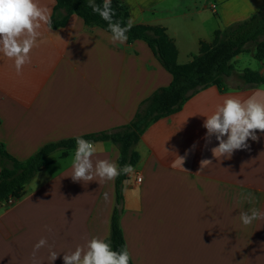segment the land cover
<instances>
[{
  "label": "crops",
  "instance_id": "crops-1",
  "mask_svg": "<svg viewBox=\"0 0 264 264\" xmlns=\"http://www.w3.org/2000/svg\"><path fill=\"white\" fill-rule=\"evenodd\" d=\"M120 1L132 26L166 28L180 64L199 52L201 42L212 43L217 30L264 8V0ZM39 3L52 17L56 0ZM42 40L21 75L0 55V142L20 161L48 142L128 124L145 98L172 81L145 41L113 43L110 33L88 27L76 14L62 27L42 29ZM243 54L234 65L244 61ZM256 61L252 70L264 76V59ZM240 72L235 70L226 88L194 94L141 136L121 215L133 264H264V219L245 226L239 218L253 208L264 211V133L257 130L259 140L249 139V148L235 150L231 158H215L211 149L218 141L212 136L208 142L203 127L205 116L226 97L254 95L264 102V85L243 84ZM94 144V161L118 164L115 144ZM74 152L49 155L11 202L0 203V264H33V246L41 238L60 253L53 264H64L63 253L109 236L116 179L73 182ZM176 156L184 157L183 165ZM204 159L212 163L200 169ZM138 175L144 176L141 183ZM48 255L49 247L41 248L37 264H49Z\"/></svg>",
  "mask_w": 264,
  "mask_h": 264
},
{
  "label": "trees",
  "instance_id": "trees-1",
  "mask_svg": "<svg viewBox=\"0 0 264 264\" xmlns=\"http://www.w3.org/2000/svg\"><path fill=\"white\" fill-rule=\"evenodd\" d=\"M95 2L102 5L103 0ZM87 5L88 0H56L51 28L66 25L69 17L76 14L88 27H100L112 35L108 30V23ZM111 7L115 12L113 21H119L122 26H126L130 16L126 6L120 0H112ZM126 35L129 43L136 40L145 41L162 67L172 75V81L168 86L158 88L145 98L128 124L79 137L93 143L112 142L119 149L118 165L123 167L130 164L134 168L140 160L136 147L153 122L178 112L194 94L207 87L226 88L228 78L235 75L233 60L238 54L252 52L256 60L264 59V8L244 21L217 30L213 42H201L199 52L193 54L191 60L184 64L177 61V47L165 27L136 25L132 26ZM238 77L245 85H264V76L250 68L241 71ZM76 137L48 142L23 161L14 158L0 142V203L17 195L47 164L49 155L76 148ZM127 179L129 176L121 174L115 180L116 199L111 215L110 234L105 240L110 242L113 250L126 246L121 228V215L124 211L123 199ZM130 264H133L131 260Z\"/></svg>",
  "mask_w": 264,
  "mask_h": 264
},
{
  "label": "clouds",
  "instance_id": "clouds-1",
  "mask_svg": "<svg viewBox=\"0 0 264 264\" xmlns=\"http://www.w3.org/2000/svg\"><path fill=\"white\" fill-rule=\"evenodd\" d=\"M87 6L108 23L113 43L123 44L127 41L126 33L131 29L132 21L129 20L126 26L113 21L115 12L111 7V0H103L102 5L95 0H88ZM44 28L51 30L50 9L41 6L39 0H0V55L13 61L17 75H21L24 66L31 63L33 49L43 43ZM205 117V139L210 142L211 137L215 136L218 141V146L211 149L215 158H231L235 150L249 148V139L259 140L257 130L264 133V102L258 101L254 95L245 100L226 97ZM75 142L70 176L73 182L88 184L96 181L101 184L114 181L121 174H134L135 170L130 164L121 167L107 159L94 161L97 147L92 141L78 136ZM176 158L183 165L184 157ZM211 163L208 159L201 160L200 169ZM104 199L108 201V193H104ZM239 218L243 225L248 226L256 220L264 219V211L253 208L248 212H241ZM46 246L49 247V264H53L58 258L60 253L52 250L48 241L41 238L33 246V264H37L36 253ZM130 260L131 254L126 246L113 250L110 242L99 237H92L83 245H77L74 250L63 253L64 264H130Z\"/></svg>",
  "mask_w": 264,
  "mask_h": 264
},
{
  "label": "rangeland",
  "instance_id": "rangeland-1",
  "mask_svg": "<svg viewBox=\"0 0 264 264\" xmlns=\"http://www.w3.org/2000/svg\"><path fill=\"white\" fill-rule=\"evenodd\" d=\"M123 3V2H122ZM124 4V3H123ZM127 8V7H126ZM128 9V8H127ZM129 11V9H128ZM244 61L235 65V70L242 71L245 68H251L254 69L257 67L258 62L255 60V58L252 56V53H244L243 54Z\"/></svg>",
  "mask_w": 264,
  "mask_h": 264
},
{
  "label": "built area",
  "instance_id": "built-area-1",
  "mask_svg": "<svg viewBox=\"0 0 264 264\" xmlns=\"http://www.w3.org/2000/svg\"><path fill=\"white\" fill-rule=\"evenodd\" d=\"M143 177H144L143 175H138L137 178H136V182L137 183H141L142 180H143ZM8 202H11V198L8 199Z\"/></svg>",
  "mask_w": 264,
  "mask_h": 264
},
{
  "label": "water",
  "instance_id": "water-1",
  "mask_svg": "<svg viewBox=\"0 0 264 264\" xmlns=\"http://www.w3.org/2000/svg\"><path fill=\"white\" fill-rule=\"evenodd\" d=\"M129 179H127L126 181H125V185L127 184V183H129ZM126 187V186H125ZM126 189V188H125ZM125 189H124V191H125Z\"/></svg>",
  "mask_w": 264,
  "mask_h": 264
}]
</instances>
